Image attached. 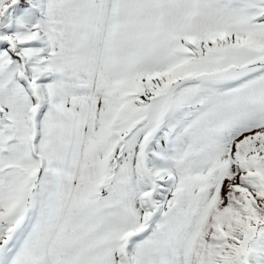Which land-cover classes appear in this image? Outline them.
<instances>
[{"label": "snow or ice", "instance_id": "snow-or-ice-1", "mask_svg": "<svg viewBox=\"0 0 264 264\" xmlns=\"http://www.w3.org/2000/svg\"><path fill=\"white\" fill-rule=\"evenodd\" d=\"M0 264H264V0H0Z\"/></svg>", "mask_w": 264, "mask_h": 264}]
</instances>
